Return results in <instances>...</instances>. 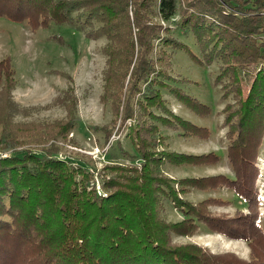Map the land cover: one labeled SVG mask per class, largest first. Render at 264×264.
Returning a JSON list of instances; mask_svg holds the SVG:
<instances>
[{
	"label": "trees",
	"instance_id": "16d2710c",
	"mask_svg": "<svg viewBox=\"0 0 264 264\" xmlns=\"http://www.w3.org/2000/svg\"><path fill=\"white\" fill-rule=\"evenodd\" d=\"M0 16L33 29L66 22L90 27V37L104 36L100 99L109 105L111 125L124 129L135 146V153L120 147L128 161L107 158L98 168L89 160L59 156L53 140H65L77 123L73 90L53 100L66 107L64 119L12 124L17 106L10 93L17 80L11 58L2 57L0 264H264L255 186L264 145V0H0ZM175 28L194 35L201 51V57L190 53L195 61L218 62L215 80L228 99L222 125L233 176L175 178L163 169L167 161L218 159L212 151L174 152L161 134V125H180L184 135L208 134L206 127L174 113L162 93L169 91L196 112L208 108L179 86L186 78L172 74V52L185 48L172 34ZM100 129L107 142L111 127ZM115 140L120 144L116 138L106 150ZM218 185L231 187L251 210L214 213L208 208L213 198L191 202L182 195ZM166 201L180 218L165 217ZM201 224L245 240L249 258L176 239L192 236Z\"/></svg>",
	"mask_w": 264,
	"mask_h": 264
},
{
	"label": "rangeland",
	"instance_id": "374dc122",
	"mask_svg": "<svg viewBox=\"0 0 264 264\" xmlns=\"http://www.w3.org/2000/svg\"><path fill=\"white\" fill-rule=\"evenodd\" d=\"M176 17L174 15V18ZM170 24L173 26V22ZM87 30H90V27L82 28L66 22L50 23L47 27L33 29L25 21H14L6 16H0V59L6 55L11 58L17 80L10 93L12 103L17 109L12 110L9 122L20 125L64 119L66 107L62 101L53 100L56 95L71 88L77 99L75 105L77 123L65 140L58 137L53 141L59 146V156L71 161L77 158L89 160V164L98 168L107 162V158L128 161V158L122 155L120 147L129 153H135V146L125 135L124 129L119 131L116 130L117 124L111 125L109 105L100 99L102 71L105 67V56L101 48L106 40L104 36L86 35ZM172 34L185 43V48L174 49L172 52V74L186 78L179 86L209 109L203 113L196 112L177 101L169 91L164 90L162 93L174 113L206 127L208 134L184 135L181 134L180 125L177 128L161 125V134L165 135L166 147L174 152L200 154L212 151L218 155V159L215 162L198 164L167 161L163 169L166 174L168 171L175 178L183 177L181 175L219 173L233 176V169L226 156L228 144L226 126L222 125L224 116L222 107L228 99L221 97L220 79L215 80L218 62L206 64L192 58L190 53L201 57V51L190 31L175 28ZM246 91L247 84L243 82L244 94ZM172 103H180L179 110L178 106L175 108ZM101 126L112 129L107 142ZM116 138H119L120 144L118 145L115 140L106 150L108 144ZM257 166L260 173L255 182L256 209L259 226L264 232V145L261 147ZM94 178L96 186L99 183L98 177L95 175ZM189 191L182 195L191 202L213 198L215 201L208 208L214 213L233 216L237 212L246 213L247 210H251L236 197L233 189L226 185L204 189L190 188ZM165 217L171 220L181 217L169 201H166ZM176 239L198 242L215 252L233 251L244 258H249L250 254L245 240L229 238L219 231L208 229L205 224H201L192 236Z\"/></svg>",
	"mask_w": 264,
	"mask_h": 264
},
{
	"label": "crops",
	"instance_id": "0c3cea01",
	"mask_svg": "<svg viewBox=\"0 0 264 264\" xmlns=\"http://www.w3.org/2000/svg\"><path fill=\"white\" fill-rule=\"evenodd\" d=\"M172 104H174V103H172ZM179 105H180V103H176V104H174V107L175 106H178L177 108H178V110H179ZM176 108V107H175ZM185 165V164H184ZM167 173L171 176V173H169L168 171H167ZM172 176H174V175H172ZM181 176H183V177H185V176H192V175H181ZM195 176H198V175H195ZM180 178V177H179ZM187 192H190L189 190L187 191ZM192 192H193V190H192Z\"/></svg>",
	"mask_w": 264,
	"mask_h": 264
},
{
	"label": "built area",
	"instance_id": "2783aa9c",
	"mask_svg": "<svg viewBox=\"0 0 264 264\" xmlns=\"http://www.w3.org/2000/svg\"><path fill=\"white\" fill-rule=\"evenodd\" d=\"M112 137H114V136H112ZM108 145H109V144H108ZM106 148H107V147H106ZM106 148H105V149H106ZM95 187L97 188V191H98V192H101V191H100L101 189L99 188V183H97Z\"/></svg>",
	"mask_w": 264,
	"mask_h": 264
}]
</instances>
